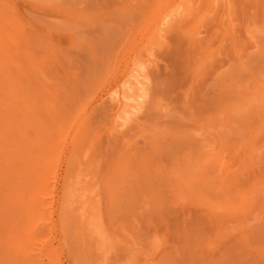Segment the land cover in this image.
I'll list each match as a JSON object with an SVG mask.
<instances>
[{
	"label": "rangeland",
	"instance_id": "obj_1",
	"mask_svg": "<svg viewBox=\"0 0 264 264\" xmlns=\"http://www.w3.org/2000/svg\"><path fill=\"white\" fill-rule=\"evenodd\" d=\"M181 1L0 0L1 264H264V0H229L222 20L220 1L186 0L140 118L112 124Z\"/></svg>",
	"mask_w": 264,
	"mask_h": 264
},
{
	"label": "bare ground",
	"instance_id": "obj_2",
	"mask_svg": "<svg viewBox=\"0 0 264 264\" xmlns=\"http://www.w3.org/2000/svg\"><path fill=\"white\" fill-rule=\"evenodd\" d=\"M165 1V0H164ZM192 1H194V0H190V2H192ZM197 1V0H196ZM221 2V4H222V12H220L219 13V18H218V20H222L223 18H224V16L227 14V11H228V9H229V5H228V1L229 0H205V4L207 5H209L208 7H207V11H205L206 13L207 12H211L212 13V11L214 12L216 9H217V7H216V5H218L219 3H217V2ZM190 2L188 1H186V0H183V1H181L180 3H178L177 5H172V7L170 8V7H167V8H162V9H164V10H160L159 11V13H158V15H156V18L154 19L155 20V23H154V27H153V40L152 39H150L151 41V43H149L150 45L148 46V49H147V56H143L142 57V59L144 58L145 60L144 61H142L141 62V60H140V62H137V63H135V65L132 67V69H131V74L130 75H132L133 76V79H132V76H131V78H129V79H132L131 81H130V83H129V81L127 82L126 81V83H127V85H126V83L124 84L125 86H122V87H118V89H116V91H115V93H113V96H111L112 95V92H111V94H110V96L112 97V98H110V100H114V101H112L113 103H115V105H113L114 107H113V109L115 108V111H114V120H113V127H115L114 129H118V130H120L119 129V127H122V126H124V125H126L127 124V122L129 123V121H133V120H137L138 118H140L139 117V115H140V113L142 112V110L144 109V107H145V104H146V99H147V96H148V94H149V83H150V76H151V73H150V71H152V70H150L149 69V65H156L155 64V62L157 61L156 59L157 58H153L152 56H155L156 55V53L157 52H155L156 51V47H159V46H161L162 44H164L165 43V40H166V38H167V34L169 33V31L171 30V29H173V28H175V27H183V23L184 24H186L187 23V21L185 22L184 20H183V18L185 17V15H187L186 14V12H187V9H189V11L192 9H190V7H194V5L195 4H197V2H195V4H193V6H191L192 5V3L190 4ZM260 2V1H259ZM206 5H204V6H206ZM189 6V7H188ZM200 6H203V4L202 5H200ZM161 9V8H160ZM205 9V8H204ZM202 12V11H201ZM190 14H191V11L189 12ZM205 13V15H208V14H206ZM217 13V12H216ZM156 14V13H155ZM225 14V15H224ZM204 15V16H205ZM186 19H187V17H185ZM217 18V17H216ZM183 21H182V20ZM209 19H210V17H209ZM217 20V19H216ZM224 21V20H223ZM217 22V21H216ZM225 23V22H224ZM201 29V28H200ZM195 30L194 31V37H192V39L191 40H195V41H201L203 38L201 37V38H199L200 36H198L199 34H201V33H203V31H201V30ZM14 31V30H13ZM2 32H3V30H2ZM16 33V32H15ZM19 33V32H18ZM6 34V33H5ZM198 36V37H197ZM5 38H7V35L6 36H4ZM197 37V38H196ZM4 38V39H5ZM5 40H8V39H5ZM10 40V39H9ZM27 40V39H26ZM164 42V43H163ZM31 44V43H30ZM4 49V48H3ZM8 53V52H7ZM5 53L3 52V56H1L0 58L2 59L3 58V60H4V63H2L1 65H2V67H3V64H5V63H7V65L6 66H8L9 65V59L8 58H11V57H8V58H5V57H7V55L5 56L4 55ZM56 55V54H55ZM158 55V54H157ZM156 55V56H157ZM10 56V55H9ZM57 57V56H56ZM219 58V57H218ZM0 59V60H1ZM12 59V58H11ZM207 59V58H206ZM219 59H222V57L221 58H219ZM219 59H218V61H219ZM5 60H7V62H5ZM54 60V59H53ZM53 60H51V61H53ZM224 60V59H223ZM25 61V60H24ZM227 61V60H226ZM225 61V62H226ZM11 63V62H10ZM158 64V63H157ZM6 66H4V68H5V70H7V68H6ZM10 66V65H9ZM8 66V67H9ZM13 66V65H12ZM19 67V66H18ZM44 67V66H43ZM30 68V67H29ZM2 69V68H1ZM9 69V68H8ZM32 70H33V68H32ZM36 70H37V68H36ZM42 70V69H41ZM29 71H31V69L29 70ZM37 72V71H36ZM17 73H18V71H17ZM23 73V72H22ZM30 74V73H29ZM11 75V74H10ZM9 75V76H10ZM12 75H13V73H12ZM26 75V74H25ZM8 77V76H7ZM32 77V76H31ZM129 77V76H128ZM4 78V77H3ZM3 78H1V79H3ZM23 78V77H22ZM11 79V78H10ZM126 79H127V77H126ZM13 80V79H12ZM15 80V79H14ZM17 80V79H16ZM19 80V79H18ZM128 80V79H127ZM2 81V80H1ZM4 81V80H3ZM2 81V82H3ZM30 81V80H29ZM28 81V82H29ZM6 82V84H8L7 83V81H5ZM5 82L3 83V85H6L5 84ZM22 83V82H21ZM24 83H25V81H24ZM14 84V83H13ZM9 86H11V84L9 83L8 84ZM2 86V85H1ZM8 86V87H9ZM19 87V86H18ZM7 88V87H6ZM115 90V89H114ZM5 92V91H4ZM18 92V91H17ZM20 92V91H19ZM22 92H23V89H22ZM6 93H8V92H6ZM110 93V92H109ZM4 94V93H3ZM2 94V95H3ZM11 94V93H10ZM2 95H1V98L0 99H6V97L3 95V97H2ZM41 95V94H40ZM10 96V95H9ZM9 96L7 97V98H9ZM13 97V96H12ZM37 97V96H36ZM38 97H40V96H38ZM14 98V97H13ZM34 98H35V96H34ZM43 98V97H42ZM18 99H19V96H18ZM17 99V103H18V100ZM46 99V98H45ZM44 99V100H45ZM16 100V99H15ZM21 100H23V99H21ZM42 100V99H41ZM4 101V100H3ZM9 101V100H8ZM37 101V100H36ZM38 101H40V99L38 100ZM57 101V100H56ZM5 102V101H4ZM45 102V101H44ZM8 103V102H7ZM11 103H14V102H11ZM16 103V104H17ZM19 103H20V101H19ZM16 104L15 105H13L14 107H17L16 106ZM20 104H22V105H24V103H22V101H21V103ZM45 104H43V106H44ZM47 105H49L48 103H47ZM46 105V106H47ZM2 106V105H1ZM11 104H10V107H9V109H11V107H13ZM26 106V105H25ZM54 106H55V104H54ZM20 107V106H19ZM41 107H42V105H41ZM50 107H51V105H50ZM52 107H53V105H52ZM6 108H8V106L6 107ZM6 108H4L3 107V109H6ZM2 109V110H3ZM12 110V109H11ZM6 111V110H5ZM7 111H8V109H7ZM0 112H1V107H0ZM3 112H4V110H3ZM2 113V112H1ZM10 113V112H9ZM9 113H7L8 114V116H9ZM29 114V113H28ZM15 115V114H14ZM25 115V114H24ZM45 115H46V113H45ZM26 116H28V115H26ZM32 116V115H31ZM60 116V115H59ZM4 117V116H3ZM7 118V117H6ZM27 118H29V117H27ZM26 118V119H27ZM56 118V117H55ZM1 119V118H0ZM5 120V119H4ZM3 120V122H5ZM7 120V119H6ZM30 120V119H29ZM2 122V123H3ZM8 122V121H7ZM14 122V121H13ZM53 122V121H52ZM23 124V123H22ZM29 124V123H28ZM55 126V125H54ZM52 127V126H51ZM113 127H112V129H113ZM16 128H18L17 126H16ZM8 130V129H7ZM15 130H17V129H15ZM35 131V130H34ZM39 131V130H38ZM16 132V131H15ZM33 132V131H32ZM9 133H10V131H9ZM13 132H11V134H12ZM57 133V132H56ZM14 134V133H13ZM27 134V133H26ZM5 135V134H4ZM42 135V134H41ZM2 136H3V134H2ZM12 136L13 135H11V136H9L10 138H12ZM17 136H19V135H16L15 134V138L17 137ZM5 136H3L2 138H4ZM7 137H8V135H7ZM13 137V138H14ZM20 138V137H19ZM46 139V138H45ZM5 140H6V138H5ZM4 140V141H5ZM8 140V139H7ZM6 140V141H7ZM22 140V139H21ZM2 141H3V139H2ZM15 142H16V139L14 140ZM17 142H19V141H17ZM49 142V141H48ZM46 146V145H45ZM36 148V147H35ZM253 154V153H252ZM256 154V153H255ZM16 155V154H15ZM32 155V154H31ZM3 156V155H2ZM7 158H8V156H7ZM7 160V159H6ZM17 160V159H16ZM43 160H44V158H43ZM42 160V161H43ZM212 160V159H211ZM214 160V159H213ZM21 161V160H20ZM34 161V160H33ZM216 161V160H215ZM10 162H13L14 163V161H11V160H9V163ZM16 162V161H15ZM7 163H8V160H7ZM6 163V164H7ZM8 163V164H9ZM12 163V164H13ZM17 163H19V162H17ZM35 163V162H34ZM211 163V162H210ZM11 163H10V166L12 165ZM21 164H23V163H21ZM24 164H26V163H24ZM212 164H214V163H212ZM14 165V164H13ZM18 165V164H17ZM29 165V164H28ZM216 165H218V163H216ZM20 166V165H19ZM35 166H36V164H35ZM39 166V165H38ZM214 166V165H213ZM41 167V166H40ZM210 168H211V166H210ZM217 168V167H216ZM208 169H209V167H208ZM211 169H213V168H211ZM9 170H10V168H9ZM9 170H7V172L9 171ZM44 170V169H43ZM4 171V170H3ZM31 171H32V169H31ZM208 171V170H207ZM214 171V170H213ZM178 172V171H177ZM176 172V173H177ZM211 172V171H210ZM210 172H209V174H210ZM2 173V172H1ZM179 173V172H178ZM232 173V172H231ZM207 174H208V172H207ZM208 174V175H209ZM32 175H33V171H32ZM176 175H179V174H176ZM213 175V174H212ZM227 175H229V174H227ZM233 175V174H232ZM8 176V175H7ZM230 176V175H229ZM23 177V176H22ZM23 178H25L26 179V176H24ZM221 178V177H220ZM28 179H30L29 178V176H28ZM182 179V178H181ZM213 179V178H212ZM40 180V179H39ZM206 180H208V178H206ZM179 181V180H178ZM192 181V180H191ZM220 181H222V179L220 180ZM232 181V180H231ZM70 181H68V183H69ZM73 181H71V183H72ZM180 183V182H179ZM199 183V182H198ZM222 183H224V181L222 182ZM70 184V183H69ZM188 184V183H187ZM71 185V184H70ZM70 185H69V189H70ZM184 185H185V183H184ZM196 185V184H195ZM198 185V184H197ZM204 185V184H203ZM76 186V185H75ZM223 186V185H222ZM5 187V186H4ZM74 187V185L72 186V188ZM84 187V186H83ZM186 187H187V185H186ZM195 187V186H194ZM216 187V186H215ZM214 187V188H215ZM78 188V187H77ZM81 188V187H80ZM216 188H218V187H216ZM66 189H68V188H66ZM69 189L66 191V194H67V192H69ZM181 189V188H180ZM195 189V188H194ZM205 189H206V186H205ZM219 189V188H218ZM72 190H74L75 191V189H71V191ZM77 190V189H76ZM79 190V189H78ZM82 190V189H81ZM80 191V190H79ZM85 191H86V189H85ZM197 191V190H196ZM199 191V190H198ZM77 192V191H76ZM180 192V191H179ZM70 193V192H69ZM68 193V194H69ZM81 193V192H80ZM83 193V195H84V192H82ZM183 193H185L184 191L182 192V194ZM78 194V193H77ZM75 195V194H74ZM10 196V195H9ZM12 196V195H11ZM79 196V195H78ZM81 196V195H80ZM79 196V197H80ZM209 196V195H208ZM207 196V197H208ZM1 197V196H0ZM72 197H73V195H72ZM87 197V196H86ZM189 197V196H188ZM75 198V197H74ZM202 198V197H201ZM206 198V197H205ZM209 198H210V196H209ZM32 199V198H31ZM80 199V198H79ZM84 199V198H83ZM189 199V198H188ZM210 199H212V198H210ZM72 200V199H71ZM71 200H69V203H70V201ZM77 200H78V198H77ZM198 200H199V198H198ZM10 201V200H9ZM84 201V200H83ZM213 201H214V199H213ZM216 201V200H215ZM77 202H79V201H77ZM85 202V201H84ZM212 202V201H211ZM80 203H82V201L80 202ZM85 203H87V202H85ZM83 204V203H82ZM201 204V203H200ZM225 204V203H224ZM7 205V204H6ZM87 205V204H86ZM90 205V204H89ZM21 206V205H20ZM78 206V205H77ZM90 206H92V205H90ZM207 206V205H206ZM11 207V206H10ZM25 207V206H24ZM85 207V206H84ZM87 207V206H86ZM226 207V206H225ZM77 209V208H76ZM88 209V211H89V208H87ZM93 209V208H92ZM7 210V209H6ZM33 210V209H32ZM82 211V210H81ZM93 211V210H92ZM224 212V211H223ZM233 212V211H232ZM11 214V213H10ZM92 214H93V212H92ZM90 212L89 213H87V212H85L84 211V215L86 216H84L85 217V222L87 223H89L92 227H93V231H95V232H97V233H99L100 235H101V237L103 238L102 240H104L105 242L106 241H108V238H109V236L110 235H107L106 234V232H107V230H105L104 228H103V226H102V224H101V222H100V225L98 224V218L96 217V215L95 216H93ZM22 217H24V215L22 216ZM83 216H80V218H82ZM96 217V218H95ZM79 220H81V219H79ZM84 220V219H83ZM83 220H81L80 222H83L84 224V227L88 224H86ZM3 223H4V221H3ZM1 224V223H0ZM5 225V224H4ZM90 225H87V226H90ZM90 226V227H91ZM1 227V226H0ZM5 227V226H4ZM24 227V226H23ZM87 229H88V227H87ZM92 229V228H91ZM90 228H89V230H91ZM2 230V229H1ZM85 231V230H84ZM83 232V231H82ZM92 232V231H91ZM95 232H94V234H95ZM87 233H88V231H87ZM85 234V233H84ZM3 235V234H2ZM88 235H90V233L88 234ZM98 235V234H97ZM99 235V236H100ZM1 237V236H0ZM111 237V236H110ZM4 240V239H3ZM28 240V239H27ZM29 241V240H28ZM31 241V240H30ZM111 241H112V239H111ZM102 242V241H101ZM32 244V243H31ZM30 244V245H31ZM105 244V243H104ZM103 244V245H104ZM110 244V243H109ZM112 244H114V243H112ZM25 245H26V243H25ZM24 245V246H25ZM111 245V244H110ZM5 246V245H4ZM3 246V247H4ZM105 246V245H104ZM113 246V245H112ZM26 247L27 248H29L28 247V245H26ZM112 248V247H111ZM114 248V247H113ZM25 249V248H24ZM112 250V249H111ZM1 251V250H0ZM113 252V251H112ZM1 264V263H0Z\"/></svg>",
	"mask_w": 264,
	"mask_h": 264
}]
</instances>
